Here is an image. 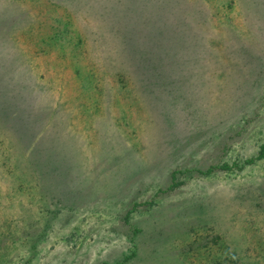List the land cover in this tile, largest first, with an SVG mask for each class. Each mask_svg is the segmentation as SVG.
I'll return each mask as SVG.
<instances>
[{"label": "rangeland", "instance_id": "1", "mask_svg": "<svg viewBox=\"0 0 264 264\" xmlns=\"http://www.w3.org/2000/svg\"><path fill=\"white\" fill-rule=\"evenodd\" d=\"M161 1L0 0V264H264V0Z\"/></svg>", "mask_w": 264, "mask_h": 264}, {"label": "trees", "instance_id": "2", "mask_svg": "<svg viewBox=\"0 0 264 264\" xmlns=\"http://www.w3.org/2000/svg\"><path fill=\"white\" fill-rule=\"evenodd\" d=\"M172 6L169 4V1L162 0L161 3L155 7V12L149 13V16L154 15V17H158L157 13L161 10V15L164 17L160 16L156 18L157 20H155L154 23H158V32L163 33L166 36L164 37L165 41L169 45H172L173 48L179 47V43H184L186 40L194 41V36H197V41H202L201 33L204 32L205 27L208 25L204 26L200 22L201 19V21L205 19V13L203 15V10L198 8L193 10L180 8L178 14L181 13L182 18L178 19L175 17L177 16L176 13H173L174 7L172 8ZM164 12L166 14H163ZM169 13L173 14L170 15ZM165 16H173L175 18L173 21H168V18ZM191 45L198 46L195 42Z\"/></svg>", "mask_w": 264, "mask_h": 264}]
</instances>
